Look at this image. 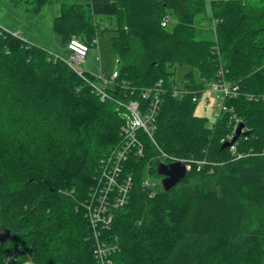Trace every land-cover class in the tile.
Here are the masks:
<instances>
[{
	"label": "trees",
	"instance_id": "obj_1",
	"mask_svg": "<svg viewBox=\"0 0 264 264\" xmlns=\"http://www.w3.org/2000/svg\"><path fill=\"white\" fill-rule=\"evenodd\" d=\"M58 1L65 50L109 33L117 78L101 100L64 59L0 28V264H97L85 205L121 145L115 100L142 104L159 81V150L207 164L169 191L145 185L161 160L141 136L120 176L132 177L128 201L99 231L110 263L264 264V0H8L31 13ZM176 68L195 94L173 97ZM220 81L239 91L209 128L192 99ZM239 124L233 154L223 145Z\"/></svg>",
	"mask_w": 264,
	"mask_h": 264
},
{
	"label": "built area",
	"instance_id": "obj_2",
	"mask_svg": "<svg viewBox=\"0 0 264 264\" xmlns=\"http://www.w3.org/2000/svg\"><path fill=\"white\" fill-rule=\"evenodd\" d=\"M164 25V24H163ZM69 49L74 52V56L71 58L74 61H81L86 54V47L80 45L77 42L71 41L69 44ZM118 65V61H116ZM77 75L89 82L83 75V72H77ZM97 79L101 82L103 88L98 87L89 82L93 90L101 96V100L107 99V94L105 88L111 85L113 81L117 78V71L112 73L110 78H105L101 73L96 75ZM236 89H231L228 84L221 81L215 84H211L208 87V91L214 92L219 95L221 101L226 97H231V93ZM173 93L175 97L183 95L184 92L174 88ZM163 89L160 85H155L151 89H147L140 92V102L131 101L125 104L123 111V117H125V125L122 126L120 130L121 145L116 148L110 155L105 156L100 165V178L98 180L97 188L91 193L89 202L85 205L86 216L90 222L91 227L94 231V238H97V233L95 230L97 228L107 229L113 219L110 213L112 209L121 207L128 201V195L132 187V177L126 176L120 178L123 171V165L127 161L130 153H134L137 156H142L144 147L141 136H145L151 140L155 147L156 159L161 160L159 163H181L187 172H190L192 167L195 165L196 170L199 171L201 166L206 165L205 161H195L193 159H177L172 156H168L159 150V147L154 143L152 135L155 131V118L158 112H156L157 102L160 101V97L163 93ZM207 106L205 102L204 107ZM220 111L225 110L221 102L218 104ZM218 117V115H215ZM236 129V128H235ZM231 153H235V146L229 147ZM240 157H237V159ZM153 180L150 176L145 179V185H150ZM116 191V196L113 192ZM114 247H105L104 244H99L97 242L96 253L101 263L111 264L109 261L105 260V257L110 253L115 251Z\"/></svg>",
	"mask_w": 264,
	"mask_h": 264
},
{
	"label": "rangeland",
	"instance_id": "obj_3",
	"mask_svg": "<svg viewBox=\"0 0 264 264\" xmlns=\"http://www.w3.org/2000/svg\"><path fill=\"white\" fill-rule=\"evenodd\" d=\"M67 1L71 2L75 0ZM59 4V1L54 2L43 6L38 13H31L26 11L24 7L12 6L8 0H0V28L15 36H22L29 44L36 45L48 51L57 59L68 60L70 52L65 50L60 39L52 30L53 19L59 15ZM109 41L110 34H103L101 37L97 38L95 46H90L87 57L83 63L73 62L72 64L74 70L92 75L91 77H94L92 83L101 88H103V86L96 75L100 72L111 74L117 68L115 63L116 59L110 51ZM187 71L188 69L176 68L174 80L177 86L181 87L183 75ZM95 94L99 96L96 92ZM99 98L102 99L101 96H99ZM205 100L208 101L206 108L204 107ZM218 102L219 98L216 93H203L197 104L195 114L207 118L210 122L209 124L213 123V115L219 111L217 107ZM154 175L157 177L154 176L151 180L161 186L163 178L157 175L156 170ZM205 186H207V184H205Z\"/></svg>",
	"mask_w": 264,
	"mask_h": 264
},
{
	"label": "bare ground",
	"instance_id": "obj_4",
	"mask_svg": "<svg viewBox=\"0 0 264 264\" xmlns=\"http://www.w3.org/2000/svg\"><path fill=\"white\" fill-rule=\"evenodd\" d=\"M164 24V25H163ZM167 25V20H165L163 23H162V26L163 27H165ZM71 41H74V42H77V43H79L80 45H83L84 47H86V54H85V56H84V58L81 60V61H74V60H72L71 58L74 56V52L72 51V50H70L69 49V44L71 43ZM68 44H67V46H66V48H67V50L70 52V57L68 58V60H65L66 61V63L69 65V66H71L72 67V64H73V62H76V63H83L84 62V60L86 59V57H87V54H88V52H89V48H88V46L86 45V44H84V43H82L81 41H79L78 39H72ZM116 61H118V60H116ZM116 61H115V63H116ZM118 65H119V62H118ZM118 65H116V71H117V69H118ZM114 70V71H115ZM113 71V72H114ZM78 72V71H77ZM112 72V73H113ZM101 73V72H100ZM102 74V73H101ZM220 74H221V72H220ZM103 76H105L104 74H102ZM112 76V75H111ZM105 78H110V77H105ZM88 80V79H87ZM90 83H92L90 80H88ZM89 82H87L88 84H89ZM221 82V81H220ZM218 83V82H217ZM93 84V83H92ZM160 85V88L161 89H163V82L162 81H159L158 83H156V86L157 85ZM215 84V83H214ZM226 84H228L229 86H230V88L231 89H233V88H235L236 90L235 91H233L232 93H231V97H236L237 95H238V91H239V89H238V87L237 86H233V85H230L229 83H226ZM95 85V84H94ZM182 85H183V83H182ZM182 85H181V87L180 86H176V87H174V88H176L177 90H180V91H182V92H184V94L183 95H180V96H177V97H182V96H185V95H190L191 93L192 94H195L194 92H190V91H188L187 89H184V87H182ZM209 85H211V84H209ZM209 85L207 86V89L205 90V91H203V93H207V92H210V91H208V87H209ZM91 86V85H90ZM92 87V86H91ZM173 88V89H174ZM93 89V88H92ZM202 93V94H203ZM212 93H214V92H212ZM201 94V95H202ZM162 95H163V93H162ZM175 93H173V97H175ZM218 95V94H217ZM108 98V97H107ZM218 98H219V102H218V104H220V102H221V104H222V106H223V101L226 99V98H229V97H226V98H224L222 101H221V99H220V97H219V95H218ZM108 99H110V98H108ZM199 100H200V97H198L197 95H194V98L192 99V101L193 102H195V103H197L198 104V102H199ZM129 102H131V101H129ZM128 102V103H129ZM137 102V101H136ZM204 102H207V104H208V101L207 100H205ZM115 103H116V106H117V110L121 107V108H124V106H125V104H128V103H126V102H123V101H121V100H115ZM218 104H217V107H218ZM160 106H161V97H160V101L158 100V102H157V108H156V112H159V109H160ZM207 107V106H206ZM205 107V108H206ZM224 107V106H223ZM225 108V107H224ZM218 112L217 113H214V121L215 120H217L218 118H220V116H221V113L223 112V111H225L226 110V108H225V110H223V111H220V109L218 108ZM215 115H218V117L217 116H215ZM156 117H157V115H156ZM212 126H213V123H211V124H209V128H212ZM147 138V137H146ZM152 139H153V141H154V143L157 145V143L155 142V140H154V138H153V135H152ZM141 140V139H140ZM149 141H150V145L152 146V148H153V150L155 151V147H154V145H153V143L151 142V140L149 139ZM158 146V145H157ZM114 151V150H113ZM156 159V158H155ZM156 162H157V159H156ZM159 164H161V163H159ZM162 164H164V163H162ZM168 164H172V163H168ZM168 164H166V165H168ZM187 175V174H186ZM111 211V210H110ZM111 213V215H112V212H110ZM113 216V215H112ZM91 226V225H90ZM91 229H92V231H93V228L91 227ZM109 229V227L107 228V229H101V228H97L96 230H95V232L97 233V238L95 239V238H93L94 239V245H95V249L97 248V242L99 243V244H103V243H101V242H104V241H101V240H103V239H98V237H99V231L100 230H108ZM93 236H94V231H93ZM106 243H108V242H106ZM105 245V244H104ZM109 245H105V247H108ZM112 247H114L115 248V246H112ZM116 250V249H115ZM95 258H96V261H97V264H104V263H101L100 262V259L98 258V256H97V253H96V255H95ZM109 255L108 256H106L105 257V260H107V261H109ZM110 262V261H109Z\"/></svg>",
	"mask_w": 264,
	"mask_h": 264
},
{
	"label": "water",
	"instance_id": "obj_5",
	"mask_svg": "<svg viewBox=\"0 0 264 264\" xmlns=\"http://www.w3.org/2000/svg\"><path fill=\"white\" fill-rule=\"evenodd\" d=\"M243 129V124H239L236 129L234 138L230 141H227L223 148H229L234 144V142L241 135ZM157 174L162 177L161 188L164 191H169L175 187L181 180H183L187 174L185 167L181 163H172V164H158L157 165ZM9 237L8 233L6 235H0V240H5Z\"/></svg>",
	"mask_w": 264,
	"mask_h": 264
}]
</instances>
